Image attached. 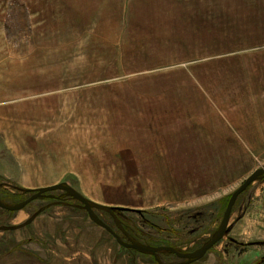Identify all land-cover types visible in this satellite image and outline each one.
Listing matches in <instances>:
<instances>
[{
    "label": "rangeland",
    "instance_id": "374dc122",
    "mask_svg": "<svg viewBox=\"0 0 264 264\" xmlns=\"http://www.w3.org/2000/svg\"><path fill=\"white\" fill-rule=\"evenodd\" d=\"M263 166L264 0H0L2 201L64 183L139 210L116 212L133 239L192 251ZM52 193L0 208V264H158ZM190 264H264V177Z\"/></svg>",
    "mask_w": 264,
    "mask_h": 264
},
{
    "label": "water",
    "instance_id": "95a60500",
    "mask_svg": "<svg viewBox=\"0 0 264 264\" xmlns=\"http://www.w3.org/2000/svg\"><path fill=\"white\" fill-rule=\"evenodd\" d=\"M264 177V166L255 169L242 183L239 187H237L229 196L227 204L225 206L222 218L219 222V225L214 232V234L201 246L192 250V251H181L173 246L168 245H148L141 241L133 239L130 234L127 232L121 220L117 216V211H125V210H133L140 212L136 209L125 208V207H112L104 204H99L97 202L91 201L73 187L66 185L64 183H58L50 186L40 187L36 189H30L29 195L23 200L9 204L0 199V208L7 211H17L23 209L30 202L40 199V198H58V196H54L52 192L60 191L61 195L66 197H70L75 201H78L80 207L83 208L88 217L98 226L104 228L107 232H109L117 241V243L125 248L133 249L139 253L150 254L154 257L158 264H164L160 261L158 254L161 252H169L174 254L176 257L180 259H184V261L180 264H190L193 261L200 259L212 246H214L217 242H219L225 235L230 216L234 207V204L238 198V196L246 190V188L252 184L254 181L261 179ZM98 211H104L108 213L112 221L114 223L115 228L120 232H117L112 226L108 225L104 220L98 215Z\"/></svg>",
    "mask_w": 264,
    "mask_h": 264
},
{
    "label": "crops",
    "instance_id": "0c3cea01",
    "mask_svg": "<svg viewBox=\"0 0 264 264\" xmlns=\"http://www.w3.org/2000/svg\"><path fill=\"white\" fill-rule=\"evenodd\" d=\"M235 127H236V126H235ZM250 135H251V136H258L259 133L257 132V133L254 134V132H250Z\"/></svg>",
    "mask_w": 264,
    "mask_h": 264
}]
</instances>
